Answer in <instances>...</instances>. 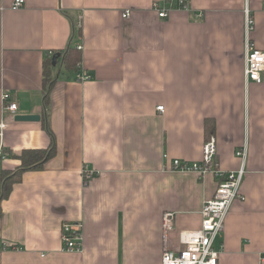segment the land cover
Here are the masks:
<instances>
[{
  "label": "crops",
  "instance_id": "crops-1",
  "mask_svg": "<svg viewBox=\"0 0 264 264\" xmlns=\"http://www.w3.org/2000/svg\"><path fill=\"white\" fill-rule=\"evenodd\" d=\"M14 2L0 0V169L20 165L11 151L50 146L43 118L57 151L1 201L0 264H162L164 212L176 214V250L180 232L201 227L219 182L172 170L175 159L201 160L205 118L222 170L239 167L235 151L249 142L219 264H264V81L244 75L245 10L250 42L264 51V0H190L188 11L166 0ZM157 6L170 7L166 18ZM78 46L91 79L56 61L45 108L46 60ZM28 114L41 118L15 120ZM64 223L81 224L80 251L62 249Z\"/></svg>",
  "mask_w": 264,
  "mask_h": 264
},
{
  "label": "built area",
  "instance_id": "built-area-1",
  "mask_svg": "<svg viewBox=\"0 0 264 264\" xmlns=\"http://www.w3.org/2000/svg\"><path fill=\"white\" fill-rule=\"evenodd\" d=\"M166 4L171 7L188 11L190 0H166ZM24 5V0H15L12 8L19 9ZM161 18L168 16L169 8L167 6L156 7ZM246 43H245V65L244 75L246 82L254 81L258 84L263 83L264 72V51L257 48L250 42V31L253 20L250 17L249 8L246 7ZM130 14L126 12L125 17ZM80 49L81 46H78ZM91 79L90 74L85 71H79L76 80L85 82ZM9 93H4L3 101H9ZM6 107L15 110L17 104L9 102ZM159 110H164V106H158ZM248 139L235 151L240 158L241 163L235 170H222L216 160L217 141L216 137L211 135L203 145V153L200 161L187 162L175 159L172 163V170L182 172H193L199 176L213 174L219 178L217 188L212 198L206 200L201 209L202 224L197 230L180 232V244L178 249L168 247L169 236L175 226L176 214L173 211H165L162 220L164 252L162 255V264H219L220 252L216 248V240L224 228V222L233 203L242 198L241 188L246 176V163L249 156ZM92 176V174H91ZM61 240L62 249L68 252L80 251L82 249V231L79 223H64L62 227Z\"/></svg>",
  "mask_w": 264,
  "mask_h": 264
},
{
  "label": "trees",
  "instance_id": "trees-1",
  "mask_svg": "<svg viewBox=\"0 0 264 264\" xmlns=\"http://www.w3.org/2000/svg\"><path fill=\"white\" fill-rule=\"evenodd\" d=\"M60 55L57 62L61 63L64 69L68 71H80V63L82 60V52L75 47H69L65 52L56 53ZM53 59H47L44 66L43 90L45 92L44 104L45 108L50 105V90L52 89L53 75L52 69ZM43 128L46 129L51 136V144L47 148L23 149L19 153L10 152L11 155L20 160V165L14 170L0 169V203L9 195L15 183L19 182L22 175L27 170L41 169L44 164L55 156L57 147L55 143V134L50 128L45 118L42 119ZM215 121L211 118H205V134L209 137L215 133Z\"/></svg>",
  "mask_w": 264,
  "mask_h": 264
},
{
  "label": "water",
  "instance_id": "water-1",
  "mask_svg": "<svg viewBox=\"0 0 264 264\" xmlns=\"http://www.w3.org/2000/svg\"><path fill=\"white\" fill-rule=\"evenodd\" d=\"M58 55L53 56V65L54 66L56 65L57 58L59 57ZM40 118L41 117L38 114H28V115H17L15 117V120H17V121H39Z\"/></svg>",
  "mask_w": 264,
  "mask_h": 264
}]
</instances>
